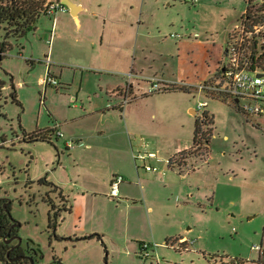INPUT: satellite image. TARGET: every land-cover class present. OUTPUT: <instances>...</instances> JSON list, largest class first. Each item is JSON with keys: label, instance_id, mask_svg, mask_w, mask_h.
<instances>
[{"label": "rangeland", "instance_id": "374dc122", "mask_svg": "<svg viewBox=\"0 0 264 264\" xmlns=\"http://www.w3.org/2000/svg\"><path fill=\"white\" fill-rule=\"evenodd\" d=\"M83 1L86 5L93 3V11L100 13L101 9L102 16L105 10L121 13L122 19L113 22L115 26L121 24L120 31L122 21L135 23L133 28L125 27L133 29L135 36L130 32L119 35L122 52H127L126 44L137 40L126 77L117 74L122 66L109 65L108 55L114 50L103 53L98 48L101 21L93 17L94 23L80 29L70 11L56 19L44 14L36 29L19 39L6 38L0 29V43L6 42L5 56L0 59V200L7 201L11 217L21 225L19 238L23 247L39 248L44 264L51 263L53 257L62 264H258L259 255L252 246L264 247V119L247 117L234 105L193 89L203 79L200 77L208 71L215 73L220 66L228 34L245 9L244 0H199L196 4L184 0ZM106 2L112 7L107 8ZM80 18L84 19V13ZM172 35H180L181 41ZM180 43L178 78L172 74L176 72V44ZM48 68L60 82L58 90L40 84ZM141 68L157 74L160 80L169 78L173 83L192 86L187 92L153 91L130 100L126 120L136 152L153 151L168 158L177 147L192 145L175 158L181 161L183 170L199 166L189 175L192 183L184 181L186 190L193 187V197L184 195L179 200V210L174 209V202L173 207L166 205L148 216L131 214L127 225V204L122 199L114 205L101 198L85 204L78 202L79 212L90 207L101 213L105 219L101 226L107 231L116 230L117 235L107 236L104 245L73 243L68 237L80 235L78 227L84 222L78 224L64 215L54 232L49 227L50 208L43 200L47 186L39 181L48 179L71 193L77 170L88 185L91 179L102 177L105 164L85 153L66 150L55 136L51 141L32 139L54 123L62 126L64 140L69 137L65 126L68 131L90 133L96 120L94 116L83 117L85 113L119 108L121 100L107 89V83L122 78L133 83L135 91L141 85L146 94L149 92L151 82L128 76L131 69ZM201 101L208 103L203 110L207 117L203 111L196 112ZM207 118L212 123H204ZM196 121L200 122L202 137L208 139L206 144L199 139L203 141L199 149L193 144ZM203 158L208 163L202 162ZM90 166H94L93 173L88 172ZM152 166L167 169L162 162ZM51 188V203L55 212L62 213L67 204H63L57 189ZM211 189L215 197L209 200L206 197ZM110 218L116 223L110 225ZM179 229L187 233L186 249L172 237L164 240ZM124 237L128 243H123ZM143 244L149 245L146 251Z\"/></svg>", "mask_w": 264, "mask_h": 264}, {"label": "crops", "instance_id": "0c3cea01", "mask_svg": "<svg viewBox=\"0 0 264 264\" xmlns=\"http://www.w3.org/2000/svg\"><path fill=\"white\" fill-rule=\"evenodd\" d=\"M70 1L76 4L77 6H79L76 16H72V17L74 18L80 29L83 27H88L89 25L94 23L92 17L98 21H101L100 22L101 35H100L98 48H102L103 53H106L107 50L108 51L114 50L113 52H109L110 55L108 56L111 62L109 63V65L113 66L115 64H119V66H122V69L117 71V74L122 77L123 76L126 77L127 76L126 66L132 61L133 56L135 55V53L132 54V52L133 51L135 52L137 49V40L135 39L131 41L130 44H126L127 52H122L123 43L122 41H119L120 38L119 35H121L122 32L125 33L130 32L129 34L131 36L133 34L135 36L134 31H132L133 29L127 30L125 28V27L133 28L135 27V23L130 20L122 21L123 28L120 31L121 24H117L115 26L113 22L118 21L119 17H121L122 19L123 15L121 13H110L109 11L105 10L102 16L101 9H100V13L93 11L91 9L93 6V3L91 2L88 3L89 5H86V3L83 0H75V1L70 0ZM105 4L107 8L112 7V5L109 2H106ZM129 4L132 10L133 8L131 6V3ZM101 6L102 5H100L99 7ZM244 10L242 11L240 17L239 16L237 17L236 23L233 28H235V26L237 25ZM83 13H84V19L82 20L80 17ZM61 14H65V13H61ZM55 25L56 24L53 25V29H55ZM138 35L139 34L137 33V37ZM181 39H179L178 41H181ZM90 45H95V44H90ZM176 46H177L176 62H175L176 72L173 73L172 76L175 75L178 76V78H181L180 77L181 76V43L176 44ZM224 49H223V55H224ZM105 56L107 55L105 54ZM222 60L223 58L220 59L221 62ZM219 67L220 66H218V68L216 67L217 71ZM215 73L214 71L213 72L208 71L205 77H200L203 79H199L201 81H199L198 83L209 79ZM129 75H128L129 77L139 78L140 79L139 81L145 82L147 84L150 82L151 79L160 80L157 78L158 76L157 74L153 75L151 72L145 71L144 68H141L139 70L131 69ZM170 80L171 79L168 78V79H161L160 81L170 82V83L174 82ZM106 86L109 91H111L114 95L120 98L121 102L119 104V108L117 107L118 110L120 111L112 108V111L110 112L100 113V110L92 109L91 111L83 115V117L85 118L94 116L93 117L94 121L96 120L95 125H92L91 127V132L79 134L73 130L68 131L67 126H65L67 130L66 132L69 136L65 140H64L65 135L62 131L63 129L60 124L54 123L50 127V129H48V130H52L56 126H58L57 129L61 133H63V137L58 139H61L63 146L65 147L66 150L74 151L76 153L82 152L81 154L85 153L88 155L89 158H93L95 161L98 162H104L105 164L104 167L105 171L102 177L98 180L91 179L90 182L87 183L88 185H86L84 181H82V174L81 173L79 174V170H77L76 173H78V175L76 174L74 175L75 182L72 184L73 191H71V193L66 192V190L61 188L60 185H58V183L49 181L56 187L57 191L61 194V196L64 198L65 203L67 204V210L62 214V216L66 215L69 218L72 217L76 219V223L78 224L79 222L81 223L84 222L83 225H81L83 226V229L81 226L78 227L80 229V235L75 233L74 236L68 237L70 238V240H72L71 242L73 243L80 241H91L102 244V242L104 243L103 240L107 238V236L113 238L114 236L117 235L116 230L107 231L105 230V228L101 226L102 222L105 221V219H102L100 215L101 213L92 211L90 207H88V209L84 210L83 212H79L76 207L78 202H83L85 204L87 203V200L90 199L97 200L101 198L107 201L108 203H111V205L112 204L114 205L115 204L114 202L119 203L118 201L122 199L127 204L125 209L126 210L125 224L127 225L131 221V214L135 216L137 215L148 216L152 213H155L156 211L159 212L161 208L166 205L172 206V203L174 202L176 204V206H174L175 207L174 209L179 210L181 209V203H179V200H181V198L184 195L188 196L189 198L193 197V193H192L193 187L190 186V188L186 190L187 187L185 186L184 181L188 179L192 183V178H190L189 175L191 172L193 173L195 170H197L199 166L195 167V170H191V171L183 170L180 166H177L174 169H170L167 167V169L165 168L163 170L166 172L165 175H162L160 173L155 174V173L147 172L143 168L142 164H139V168L135 166V162L133 160V152H135V150L132 144V140L129 137L128 128H127L126 116L128 113H130V110H128L127 105L130 104V100L133 99L135 100L136 98L143 97V95L148 96L151 93L147 91L146 94L145 91L142 90L141 85H138V89L137 91H135V87L133 83H129L122 78H120V80L118 81H112V83H107ZM125 101L127 103H125ZM193 111L194 109L191 108L190 112ZM116 114L118 115L117 119L114 118V115ZM152 117H155V115L153 114ZM107 120L110 121L108 122ZM115 120H117V123L120 125V128H118V125H115L116 124ZM116 128L118 129L116 130ZM114 131L116 133H114ZM97 134L98 136H95ZM53 136L56 137L55 134ZM191 146L185 147L183 149H181V147H177L174 154L170 155L168 158H163L158 156L157 159L147 160L146 163L149 165H155V163L157 162H162L165 164L167 159L175 156L181 151L191 148ZM206 163H208V161ZM93 167L90 166L88 172L93 173L94 171ZM115 175H121L124 178L123 182L119 187V196L116 199L117 201L116 200L114 201L109 197L110 182L112 177ZM211 194L212 197H210ZM214 197H215L214 189H211L206 198L212 200ZM130 202H132V204ZM114 207L115 209H118L117 206ZM107 221L110 223V225L116 223V221H114V218L107 219ZM93 234H98L99 236H101V241L98 240L97 238L82 239L84 237H88ZM171 237L174 240L178 241L179 243L181 241H187L188 243L187 233H181L180 229L176 233H171L169 235L167 234L164 240H167V238L169 239ZM128 241L129 240H127V237L123 238V243H128Z\"/></svg>", "mask_w": 264, "mask_h": 264}, {"label": "built area", "instance_id": "2783aa9c", "mask_svg": "<svg viewBox=\"0 0 264 264\" xmlns=\"http://www.w3.org/2000/svg\"><path fill=\"white\" fill-rule=\"evenodd\" d=\"M184 1L196 4L199 0ZM67 11L68 7L60 0H53L48 4L45 14L56 19L59 14ZM171 37L176 40L181 39L180 35ZM221 64L213 76L200 82L193 89L205 97L234 105L237 110L248 117L255 116L264 119V0H245V10L235 28L229 33ZM150 82L152 88L149 93L163 92L172 87L191 88L187 84L162 82L157 79H151ZM40 84L44 88L53 87L56 90L60 88V82L50 74V71H47V75L40 80ZM125 103L127 102L125 101ZM207 106V102H199L196 112L203 111ZM204 115L206 117L205 111H203ZM57 128L58 126L53 129L54 134L57 138H62L63 133ZM157 158L158 154L153 151L133 152V160L137 168H139V164H142L147 172L165 175V171L146 163L147 160ZM176 161L178 160L173 156L167 159L165 164L168 168L174 169L178 166ZM123 180L121 175L112 177L109 191L111 199L118 198L119 187ZM186 243L187 241L180 242L182 249L187 248ZM148 248L149 245L143 244V251ZM252 249L259 255L258 264H264L263 245L252 246ZM149 255L147 253V256Z\"/></svg>", "mask_w": 264, "mask_h": 264}, {"label": "trees", "instance_id": "16d2710c", "mask_svg": "<svg viewBox=\"0 0 264 264\" xmlns=\"http://www.w3.org/2000/svg\"><path fill=\"white\" fill-rule=\"evenodd\" d=\"M53 0H0V29L4 30L6 38L19 39L26 36L29 32L36 29V24L41 15L45 14V10L48 4ZM229 36V35H228ZM6 53V42L0 43V59L5 56ZM183 90L188 91L186 88L172 87L166 89L165 92ZM208 114L206 113V117ZM212 123V120H205L204 123ZM204 133V132H203ZM54 135V130H46L34 136L32 140H50ZM200 122L196 121L193 144L199 149L205 140L202 137ZM203 139V141L200 140ZM204 159V158H203ZM206 159L202 160L205 162ZM178 166L181 167V161H176ZM42 184L47 185L46 179H40ZM56 189V187L50 183ZM4 201L0 200V264H42L41 260L43 255L39 248L33 249V253L29 254V258L18 259L17 261H12L16 257L24 255V249L22 247H15L14 242L7 243V240L18 234V228L12 227V219L9 217L6 209L4 208ZM50 205V203H49ZM9 209V207L7 208ZM59 214L54 212L53 206L50 210L49 227L55 229L58 224ZM97 238L101 241V236L98 234H93L84 239H94ZM104 245V243L102 242ZM49 264H62L61 260L54 258Z\"/></svg>", "mask_w": 264, "mask_h": 264}, {"label": "flooded vegetation", "instance_id": "af4514ba", "mask_svg": "<svg viewBox=\"0 0 264 264\" xmlns=\"http://www.w3.org/2000/svg\"><path fill=\"white\" fill-rule=\"evenodd\" d=\"M46 182H47V185H45V184H43V185H45V186H47V191H46V193H45V195L43 196V200L48 204V206H49V208H50V210H51V206H53V204L51 203V198H50V194H51V192H52V186L51 185H48V184H50V182L48 181V180H46ZM41 183V182H40ZM42 184V183H41ZM54 188V187H53ZM55 189V188H54ZM59 197L61 198L62 196L60 195V193H59ZM3 201H4V208L6 209V211H7V213H8V215H9V217L12 219V227L13 228H18V234L16 235V236H14V237H12L11 239H9V240H7V243H10V242H14V246L15 247H22L23 249H24V255H22V256H20V257H16V258H14V259H12V261H17L18 259H23V258H29L30 257V255L29 254H31V253H33V249H29V250H26L25 249V247H23V243H22V240L19 238V228L21 227V225L17 222V221H15L12 217H11V215H10V213H9V209H7L8 207H9V205H7V201L6 200H4L3 199ZM49 203H50V205H49ZM65 203V201L63 200V204ZM66 204V203H65ZM63 207V206H62ZM53 208H54V206H53ZM57 209V208H56ZM62 211V213H57V214H59L60 216H59V218L61 217L62 218V214L67 210V206L65 207L64 206V208H62L61 209ZM54 212H55V208H54ZM59 218H58V220H59ZM49 219H50V213H49ZM57 226H58V224H57ZM57 228V227H56ZM56 228L55 229H53V231L54 232H56ZM85 238V237H84ZM84 238H82V239H84ZM34 248V247H33ZM55 257H53V259H54ZM57 259V258H56ZM43 260V259H42ZM42 260H41V263H42ZM42 264H44V263H42ZM47 264H49V263H47Z\"/></svg>", "mask_w": 264, "mask_h": 264}, {"label": "water", "instance_id": "95a60500", "mask_svg": "<svg viewBox=\"0 0 264 264\" xmlns=\"http://www.w3.org/2000/svg\"><path fill=\"white\" fill-rule=\"evenodd\" d=\"M61 2L68 7V9L71 12L72 16H76L79 6H77L76 4L72 3L70 0H61Z\"/></svg>", "mask_w": 264, "mask_h": 264}]
</instances>
